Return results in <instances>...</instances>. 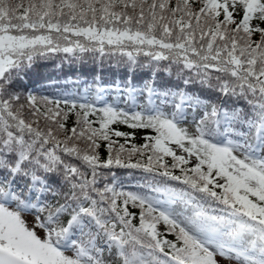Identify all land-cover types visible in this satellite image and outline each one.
Listing matches in <instances>:
<instances>
[{"label":"snow or ice","instance_id":"1","mask_svg":"<svg viewBox=\"0 0 264 264\" xmlns=\"http://www.w3.org/2000/svg\"><path fill=\"white\" fill-rule=\"evenodd\" d=\"M58 52L175 65L172 110L27 90ZM0 264H264V0H0Z\"/></svg>","mask_w":264,"mask_h":264},{"label":"trees","instance_id":"2","mask_svg":"<svg viewBox=\"0 0 264 264\" xmlns=\"http://www.w3.org/2000/svg\"><path fill=\"white\" fill-rule=\"evenodd\" d=\"M123 59L127 61L126 57ZM138 59L140 63L133 68L130 62L117 63L118 57L106 56L99 58L98 54L94 57L92 54L77 53L76 56H73L71 53H50L47 59L37 62L36 66L24 78L23 85L27 90L41 96L44 94H40V90L49 83H53L52 92L57 93L64 90L68 77L81 84L87 81L91 86L98 81L113 82V80L130 86H145V84L151 83L154 88L164 91L178 82L175 65H173L172 72L169 74L164 71V67L167 65L166 61L158 62L159 69L154 70L156 62L149 66H143L145 58L141 56ZM85 77L87 78L84 79ZM191 91L194 95L199 93L197 89H191ZM207 98H211V96H207ZM119 128L122 131H132L124 125L119 126ZM132 142L140 144L144 140L143 137L135 138ZM112 168L117 175H126L129 181L128 190H135V186L143 184L145 178L149 176V174L138 169H124L115 165ZM177 174H179L178 170ZM171 183L175 187H182L179 182L173 181Z\"/></svg>","mask_w":264,"mask_h":264},{"label":"rangeland","instance_id":"3","mask_svg":"<svg viewBox=\"0 0 264 264\" xmlns=\"http://www.w3.org/2000/svg\"><path fill=\"white\" fill-rule=\"evenodd\" d=\"M109 91H110V89H109ZM109 91L106 92L105 94H103V95H102V98L107 97L108 94H109ZM124 93H125V91H119V94H117V96H118V100H119V101H123V100H124V97H125ZM148 96H149L148 94L134 93V95L131 96V97H132L131 99H132V102L143 101V100H146V99L148 98ZM152 97H153V94H152ZM152 97H151V98H152ZM155 101H157V99H153V100H152L153 104H154ZM171 107H172V104H171ZM187 108H188V107L185 106V110H186ZM189 127H190V126H189ZM141 136H142V134H141V133H138L137 137H138V138H141ZM28 219H29V221H31L32 218H31V217H28Z\"/></svg>","mask_w":264,"mask_h":264}]
</instances>
